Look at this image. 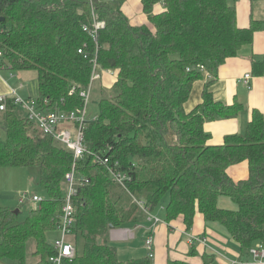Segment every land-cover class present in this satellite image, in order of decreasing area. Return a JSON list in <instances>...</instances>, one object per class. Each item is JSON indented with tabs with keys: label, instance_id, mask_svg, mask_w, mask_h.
<instances>
[{
	"label": "trees",
	"instance_id": "16d2710c",
	"mask_svg": "<svg viewBox=\"0 0 264 264\" xmlns=\"http://www.w3.org/2000/svg\"><path fill=\"white\" fill-rule=\"evenodd\" d=\"M123 1L0 0L1 61L11 71H36L35 100L42 110L81 108L93 60L99 71L114 72L113 94L100 98L99 115L83 125L90 154L77 160L76 177L88 181L72 197L70 232L75 245L81 241V251L76 247L64 264H153L148 256L119 259L109 226L147 222V213L159 209L166 196L169 225L179 220L189 230L200 213L205 222L223 225L241 250L264 242L263 113L253 108L245 131L225 135L221 144H212L204 128L207 121L242 110L239 101L216 100L210 86L226 59L252 43L261 21L251 18L239 27L236 8L227 0H140L145 21L136 24L123 14ZM92 14L104 24L95 40L83 28L93 29ZM252 66L254 74H262V60L253 59ZM201 79L200 102L186 110ZM3 112L0 169L36 167L45 195L20 221L19 211L0 203V259L26 264L30 255L37 258L31 264H47L54 252L47 233L59 226L73 154L19 117L11 100ZM104 159L127 173L125 187L111 179ZM240 163L247 177L234 180L228 169ZM221 195L236 210L219 207ZM206 256L203 264L209 263Z\"/></svg>",
	"mask_w": 264,
	"mask_h": 264
},
{
	"label": "crops",
	"instance_id": "0c3cea01",
	"mask_svg": "<svg viewBox=\"0 0 264 264\" xmlns=\"http://www.w3.org/2000/svg\"><path fill=\"white\" fill-rule=\"evenodd\" d=\"M253 1L227 0L236 8L239 27L248 26L251 18L261 21V26L254 33L252 43L243 46L237 55L227 58L219 67L217 78L210 86L216 100L224 104H231L235 101L242 103V110L236 116L205 122L204 128L211 135L210 142L212 144H221L225 135L243 133L253 108L259 109L264 115V16L262 15L264 6L260 8V2L257 4ZM262 4L264 5V0ZM122 9L126 12L131 23L139 24L145 21L140 0H127ZM134 10L135 12H133ZM139 10L140 12H137ZM253 59L263 61L262 74L253 73ZM5 65L0 58V94L9 95L10 84L3 75L10 73L13 76L14 74L9 72L10 69L7 71L5 68L8 67ZM246 74H250L248 82L243 81ZM106 77L114 80L113 76L105 74L103 77L101 76V81L103 82ZM204 82L205 79H201L194 83L190 95L193 96V104L190 109L200 102ZM189 100L190 97L185 103V109ZM228 174L234 180L245 179L247 166L245 163L231 166L228 169ZM13 196L12 201L15 200ZM10 199L11 197L0 193V201L4 202L2 205L10 207V204H6ZM161 221L163 222H159L160 224H153L148 220L147 226L143 228L146 230L144 237L150 233L154 244H160V246L154 247V254L152 247V258H155V262L151 260L153 264H165L169 259H184L189 264H203L204 254L207 255L204 258L209 260L208 264H264V258L254 257L249 249L241 250L223 225L218 222H205L200 213L195 215L194 223L189 230H186L179 220L171 222L170 225L164 220ZM187 234L193 237H202L205 241L189 243ZM110 238L112 239V236L109 233ZM260 243L264 247V242L260 241H256L252 247ZM0 264L16 263L8 259H0Z\"/></svg>",
	"mask_w": 264,
	"mask_h": 264
},
{
	"label": "built area",
	"instance_id": "2783aa9c",
	"mask_svg": "<svg viewBox=\"0 0 264 264\" xmlns=\"http://www.w3.org/2000/svg\"><path fill=\"white\" fill-rule=\"evenodd\" d=\"M93 16V29L89 30L84 25V30L89 31V34L95 40L97 30L103 27V22L97 21L94 14ZM78 52H82L81 49H78ZM1 54V53H0ZM200 69H204L203 66H200ZM103 73L114 76V72L109 69H105L102 72L98 70V65L95 60H93V69L89 81V85L85 90L80 92V95L83 98V105L81 108L74 110L63 111H44L42 110L37 102H32L31 100H24L17 95V91L14 88L10 89L9 95L0 94V111L6 109V104L8 100H11L13 104L22 106L26 111V117L32 121L38 130L47 135H51L54 140H56L60 145L64 146L70 150L73 154V162L71 164L70 170L66 172L65 184L66 192L64 196L63 205L61 207L60 222L57 229L58 235L52 242V248L54 250L53 254L50 255L47 259V264H64V261L71 259L76 252V245L71 240V228L73 226V216H74V206L72 202V197L76 194L77 186L83 183H86L88 180L84 178L76 177V162L81 158L87 157L90 152L83 145V125L86 121V105L89 101L90 90L95 81L101 80ZM250 74L244 75V82H248ZM22 84L19 85V88H22ZM103 163L106 165L111 179L125 187V183L128 180V175L125 172L120 171L115 163L112 165L109 164L108 159H104ZM27 199L26 192H20L18 197V203L23 204ZM30 200L35 202L36 206H39L42 197L34 194L30 196ZM138 204L143 206L141 201H138ZM147 219L152 221L153 224L163 222L158 217L153 216L150 213H147ZM137 225H128V226H117L113 227L110 230V234L114 239H129L134 237L133 230ZM187 241L189 243H194L196 241L203 243L205 241L202 237H193L189 234ZM145 247L148 251V257H152V247H153V237L152 234L148 233L146 235ZM249 252L256 258H264V247L262 243L249 248Z\"/></svg>",
	"mask_w": 264,
	"mask_h": 264
},
{
	"label": "rangeland",
	"instance_id": "374dc122",
	"mask_svg": "<svg viewBox=\"0 0 264 264\" xmlns=\"http://www.w3.org/2000/svg\"><path fill=\"white\" fill-rule=\"evenodd\" d=\"M257 2V4L260 2L261 6L260 8H263V0H254L253 3ZM125 3H127V0L123 1L122 8L124 7ZM123 14L127 17V14L125 11H123ZM135 12V10L133 11ZM137 12H140L137 11ZM262 15L264 16V12H262ZM7 67V65H5ZM7 71H9V68H5ZM12 72V74L3 75L5 79H7L8 83L10 84V88H14L17 90V95L24 99V100H31L32 102H36L35 98L38 95V88H37V73L34 70H26V71H9ZM4 73V72H3ZM2 73V74H3ZM106 73L102 74V77ZM107 75V74H106ZM112 78H104L103 82L101 80L95 81L91 87L90 90V97L89 101L86 105V119H93L96 118L99 113L100 109L97 104V102L100 100V98L110 96L113 94V88H112ZM23 84L22 88H19V85ZM193 104V96H190V100L186 106V110H190V106ZM15 112L19 117H25L26 111L25 109L20 106H15ZM0 139H5V125H4V112H0ZM167 140L169 142L174 141V136L169 133L167 135ZM20 192H26L27 199L23 204L17 203L19 193ZM0 193L11 197L7 205L14 209H18V221L23 220L28 211L32 209L34 206H36L35 202L30 200V196L37 193L41 197H44L45 193L40 187L38 183V169L36 167H3L0 169ZM9 195V196H8ZM14 195V196H13ZM12 196L15 200L12 201ZM168 196L164 197V202L160 206L159 209L154 211L152 213L153 216L158 217L161 220L165 219V212L163 205L167 202ZM17 199V200H16ZM1 204L4 202L1 200ZM218 206L224 209L228 210H236L237 205L234 203V201L229 198L228 196L221 195L218 198ZM160 224V223H159ZM127 226V225H126ZM147 226V222L138 224V226L133 230L135 237L129 238V239H114L110 238L109 241L111 244H113L117 251H118V257L121 260H127L129 258H141L148 256V251L145 247V237L144 234L146 233L144 227ZM110 231V230H109ZM110 233V232H109ZM58 235L57 231H51L47 233V239L50 243L53 242L55 237ZM146 236V235H145ZM33 245L31 244L29 249H32ZM160 246V244L155 243L153 241V254H154V247ZM78 252L81 251V241H78V244L76 245ZM16 264H19L17 261H13L11 259H8ZM37 258H32L30 255L27 257L26 264H31L32 262L36 261ZM151 260H154L155 258L151 257ZM153 262V261H152Z\"/></svg>",
	"mask_w": 264,
	"mask_h": 264
},
{
	"label": "water",
	"instance_id": "95a60500",
	"mask_svg": "<svg viewBox=\"0 0 264 264\" xmlns=\"http://www.w3.org/2000/svg\"><path fill=\"white\" fill-rule=\"evenodd\" d=\"M14 213L17 214V213H18V209H14ZM112 228H113V226L110 225V226H109V229L111 230Z\"/></svg>",
	"mask_w": 264,
	"mask_h": 264
}]
</instances>
